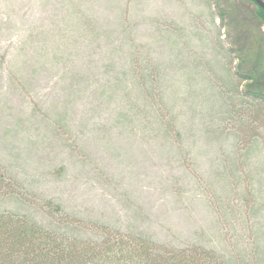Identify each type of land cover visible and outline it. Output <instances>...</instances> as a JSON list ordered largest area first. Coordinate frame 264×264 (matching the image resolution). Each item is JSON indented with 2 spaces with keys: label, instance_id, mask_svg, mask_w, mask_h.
Returning a JSON list of instances; mask_svg holds the SVG:
<instances>
[{
  "label": "rangeland",
  "instance_id": "374dc122",
  "mask_svg": "<svg viewBox=\"0 0 264 264\" xmlns=\"http://www.w3.org/2000/svg\"><path fill=\"white\" fill-rule=\"evenodd\" d=\"M255 9L0 0V208L42 219L51 200L88 232L224 258L264 248V106L242 97L231 51L252 37L236 44L220 17L255 30Z\"/></svg>",
  "mask_w": 264,
  "mask_h": 264
},
{
  "label": "trees",
  "instance_id": "16d2710c",
  "mask_svg": "<svg viewBox=\"0 0 264 264\" xmlns=\"http://www.w3.org/2000/svg\"><path fill=\"white\" fill-rule=\"evenodd\" d=\"M255 5L254 22L251 23H257L255 30L240 24L238 16L235 18L230 11H221L220 17H230V24L237 30L236 44L240 37L241 40L248 34L252 37L251 43L246 46L238 44L231 51L237 52L240 70H246L235 74L241 82H247V87L241 92L242 97L262 107L264 9L257 3ZM244 15L246 19L251 17L250 13ZM246 64L248 69L244 67ZM29 207L24 205L20 210L0 208V264H264L263 247L258 251L244 250L245 257L238 252L224 258L205 246L174 247L141 232H123L110 226L101 225L96 231L88 232L76 223L78 220H72L74 216L66 214L61 205L51 200L44 203L47 214L42 219ZM255 257L257 263L254 262Z\"/></svg>",
  "mask_w": 264,
  "mask_h": 264
},
{
  "label": "water",
  "instance_id": "95a60500",
  "mask_svg": "<svg viewBox=\"0 0 264 264\" xmlns=\"http://www.w3.org/2000/svg\"><path fill=\"white\" fill-rule=\"evenodd\" d=\"M254 1L264 9V0H254Z\"/></svg>",
  "mask_w": 264,
  "mask_h": 264
}]
</instances>
